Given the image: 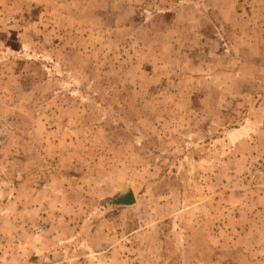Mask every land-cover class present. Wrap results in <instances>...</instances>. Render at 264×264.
<instances>
[{
  "label": "rangeland",
  "instance_id": "1",
  "mask_svg": "<svg viewBox=\"0 0 264 264\" xmlns=\"http://www.w3.org/2000/svg\"><path fill=\"white\" fill-rule=\"evenodd\" d=\"M0 264H264V0H0Z\"/></svg>",
  "mask_w": 264,
  "mask_h": 264
},
{
  "label": "water",
  "instance_id": "2",
  "mask_svg": "<svg viewBox=\"0 0 264 264\" xmlns=\"http://www.w3.org/2000/svg\"><path fill=\"white\" fill-rule=\"evenodd\" d=\"M135 204L136 200L129 185L121 188L119 193L108 202L112 208L133 207Z\"/></svg>",
  "mask_w": 264,
  "mask_h": 264
}]
</instances>
